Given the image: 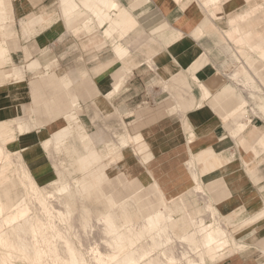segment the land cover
<instances>
[{
  "label": "crops",
  "instance_id": "obj_1",
  "mask_svg": "<svg viewBox=\"0 0 264 264\" xmlns=\"http://www.w3.org/2000/svg\"><path fill=\"white\" fill-rule=\"evenodd\" d=\"M8 11L2 32L6 40L16 32L12 62L27 63L11 67L1 80L0 122L18 125L8 130L5 123L7 137L17 134L7 146L38 186L56 179L57 157L43 143L67 124L75 128L70 116L99 151L122 131L117 144L127 147L138 138L146 152L139 155V145L130 144L105 159L108 178L124 176L145 188L156 184L167 201L197 193L199 180L205 200L234 234L197 218L181 239L202 221L237 242L234 236L246 238V250L210 264H264V114L240 124V134L225 122L238 120L233 113L240 106L226 81L229 48L236 42L254 48L250 60L264 63V0H8ZM172 33L175 41L169 40ZM196 63L194 78L213 84L202 83V93L196 89L184 100L180 90H165V83ZM257 74L264 96V71ZM48 84L63 95L58 115L35 117L42 126L26 132L24 111L36 96L48 94ZM147 100L153 107L139 111ZM73 102L77 113L67 114ZM85 153L74 160L88 158Z\"/></svg>",
  "mask_w": 264,
  "mask_h": 264
},
{
  "label": "rangeland",
  "instance_id": "obj_2",
  "mask_svg": "<svg viewBox=\"0 0 264 264\" xmlns=\"http://www.w3.org/2000/svg\"><path fill=\"white\" fill-rule=\"evenodd\" d=\"M9 2H11V0H9ZM1 23L2 21H0V40L3 37V28L1 26ZM11 26H14V23H12L10 27ZM14 36L9 38L8 42L10 43L9 46L12 51L17 50V40H13ZM252 49L236 42L234 45V50H232L231 48H229L228 50L231 62L228 67L226 66V68L230 71L229 74L226 75V81L229 82L228 87L232 91V96H235L234 101L236 103L238 102V104L240 103V106L233 113V116L238 119L236 120L237 122L234 121L232 117L226 118L225 122H233L237 129V134L241 133L242 127H240V124L247 123L249 118L251 119L256 115L258 116L259 112L264 114V96L258 91L259 85L257 78V72L264 71V63L258 61V59L250 60V54L248 53L250 51L253 54L254 51ZM49 58L50 61L51 59L53 60L52 56ZM26 63L24 65H20V63L17 62L2 63L0 67L10 64L11 66L0 69V85L5 73L9 72L11 70V67L23 66L24 68ZM148 64L151 65V63ZM198 67L199 66L196 63L186 72H180L179 74H177L170 81V83H165V90H171L172 88L180 90L181 94L178 93V95L180 96V100L191 97L192 92L197 91L196 89H198L199 92L202 93V83L210 85L214 83V80L212 79L208 82H201L197 77L194 78ZM55 69L56 64L49 65L48 74L47 77H45L47 78L46 81L49 82V80H51L50 72L54 71ZM41 71L42 70L40 69L34 75H40ZM230 75L234 77L229 78ZM24 77L20 81H22ZM262 86L264 87V84ZM46 87V91L48 92V94L44 95V98L36 96V99L33 102L32 109L27 106L24 111L25 118L23 123L26 125V132L42 126L41 123L37 122L35 117H40L43 115L46 116L48 120H51L58 115L56 113V108L62 106V104H59V100L62 99L63 95L52 92L53 87H50L49 84ZM247 88L250 90L246 91L245 95L242 94L241 91H235L236 89H242L243 91V89L246 90ZM194 106L195 104H193V106L189 105L187 106V109L191 107L193 108ZM76 107L77 106L75 102L71 103L67 114L71 112L77 113L75 110ZM141 107L142 108H140L139 111H142L145 108H151L153 107V105L147 100L142 104ZM5 123H7V126H9L6 127V129L8 130H10V127L13 130L14 128H18V125H16L14 122H0V205L3 208L2 205H4V203L8 199L6 197V194L10 195L9 198L13 197L15 201L20 198L16 196H19V194H21L22 198H20L18 201H24L25 203L22 202V205L24 203L25 206L26 202L30 200L29 202H27V206L29 205L30 207V210H28L27 207V211H29L30 213L27 212V215H24L21 218V222L18 221V218L22 215L20 216L18 214V216H16L18 217L16 223L21 225V223L24 222L23 220H29L30 217L31 219L33 218L32 221L35 220L34 222H29V224L25 227L26 229H28L29 227H33L35 234L33 230L31 232L32 234H34V236L31 235L30 228L28 229L29 231L26 232V234H30L32 239L28 234L29 239L33 240V242L30 243L31 241L27 239L28 236L25 237V233H22L23 235H19L16 239L18 240V242L19 240H21V242L25 241L24 244L29 242L32 247L34 246V243H36L35 246L37 251L35 249V252H40V257L42 259L41 261L39 257L40 253L37 256L40 261L37 260L38 258H36V255V259L34 257H31V255L33 256L35 253L33 250L32 254L30 255L31 245L27 243L25 247L26 249L24 248L22 251L17 249L16 247L14 251L13 248H10V250L1 249V251L11 255L8 264H38L39 262H41L40 264H69L72 258L76 259L77 264H124L123 258L125 257L124 255L126 253L131 252L133 256H137L138 252L144 250L147 252V255L143 258V261L151 258L156 262V264H187L190 259L201 257V248L199 247L196 239H194L195 241L193 242L182 241L181 239V237L191 229V219L198 218L206 220L207 222L212 221V223L220 225L224 227L228 232L233 233V227L230 226V222H227L223 217H221L215 210L213 205L205 200L203 188L201 187L199 180L197 193H195L192 189L186 196H180L173 200L167 201L164 199L163 194L158 189L156 184L145 188L141 186L137 181H132L128 178L126 179L124 176H118L114 179L112 177L108 178L105 174L106 167L103 163L105 159L112 156H117L121 149L127 148L128 146H130V144H138L139 149L137 151V154L141 155L146 152V150L145 152L143 151V148L145 146L140 139L132 138L127 147H121L119 144H117V136L122 132L121 131L116 135L115 143L107 144L105 150L99 151L92 147V145L90 144V139L88 138L89 136L85 133L81 123L80 127H78V130L82 129L81 132L76 131V128L74 129L67 124V126L63 130L56 133L50 139L46 140L43 143V148L47 152V154L56 155L57 157L53 159L56 179L48 184L50 185L49 189L51 188L50 190L57 191L56 187H60L65 182L66 184H68L67 182H71L74 177H76V179L79 181V193L77 196H73L66 210V207L64 206L65 200L63 201L64 203L61 202L62 199L58 200L63 205L60 202L58 203L56 201L58 197L60 198L59 194H55L57 192L54 191L53 193L52 191L50 192L49 190H45L48 185L38 186L34 182L26 167H23L21 158H17L18 160L16 159L15 162L17 163L21 161L20 164L22 165V167L18 163L17 164L20 167L17 164H14L13 159H15L19 154L13 155L7 145L16 138L17 134H15L12 138L7 137L6 135L8 133L3 129V127L5 128ZM124 126H126V124H123L122 130ZM49 142L52 143V145ZM46 144H48L49 146ZM63 144H65V147L63 146ZM57 145H59L60 148ZM6 150H8L9 152L7 154H4V151ZM84 152H86V156H90L92 153H96L99 157V162H92L88 171H85L81 174L80 172H78L80 175H78V173L76 172L77 174L73 176V166L71 162L79 156L83 155ZM9 153L16 157L13 158V156ZM8 154L10 155V157ZM9 159L11 160L12 164L9 162ZM14 168L16 169L14 170ZM19 168L21 170V174H18L20 173V170L18 171ZM6 170L7 173L5 174ZM22 170L25 172L27 171L30 177L27 176V174L25 175ZM14 171H18L17 174ZM7 174H9L8 177L6 176ZM18 175L20 178L17 177ZM24 175L27 178L29 177L30 181L33 183H30L32 185H29L28 187L32 186L33 188L36 184L34 188H37L35 191H39V194L44 190L50 193L47 192L48 194H46V192H42L43 194L41 193L39 196V194H36V192L34 191L33 193L32 191L29 192L28 190L31 188H28L26 190L25 187L27 188V185L29 184L28 182L30 181H25L26 178H23ZM21 176H23L22 178L24 180H21ZM17 178L19 179L17 180ZM15 179L18 183L14 182ZM62 179L66 181H63ZM19 181H21L22 184ZM60 181H63L61 182L62 184H60ZM24 182H27V184L25 185ZM55 182L58 183L55 184ZM53 184H55L56 186ZM23 185H25V187ZM52 186L55 187L52 188ZM34 188L32 190H34ZM39 189L44 190L40 192ZM24 190L26 191L24 193H21ZM73 190L74 189L72 188L71 192ZM28 192L29 194L32 193V195L30 194L31 197L29 194H27ZM25 193L28 196H26ZM51 193H53V195ZM23 195L24 199H26L27 201L23 199ZM44 195L45 197L46 195H50L51 199L47 197L49 199H45V201L47 200L45 205L43 204L45 201H42L41 203L38 201L40 203L39 205L35 198L39 197V200L41 201L43 200ZM32 196L34 197V199ZM53 197H57L56 199L54 198L55 201L52 199ZM61 197H63V195ZM56 202L58 203V205ZM59 204L62 206V208ZM44 207H46V209ZM58 210H60L64 214L60 213V211ZM156 211L164 213L165 216L170 215L172 218V220L170 221L171 223L169 222L170 224H168V229L160 233V235H157L158 233H156L155 231L146 232L142 230L143 228H141L143 224V218H146L148 215H152L151 213H155ZM5 216L8 217V215L4 213L0 218H4L0 220V222L3 221V224L5 223ZM37 219L41 220V225H38L36 223ZM42 221L48 223L50 222L49 224L46 223L48 229L45 228V231L44 227H46V225L43 227L44 223L42 224ZM122 224L126 225V228H124V230L120 232L124 233V237H121V235L117 236L114 231L116 230V227L119 228L122 226ZM16 225L12 224V226L14 227ZM12 226L11 228H13ZM39 226L43 227L41 229L42 231L39 229ZM8 228L9 225H7V223H5L4 225L1 224L0 226L1 230H8ZM193 233H195V231ZM241 236H234L240 243V249L236 253H240L247 248V245L245 243L246 238H240ZM17 240H15V242ZM261 242V245L264 247V240H262ZM28 246H30V249H27ZM35 246L32 249H34ZM28 252L29 256L33 260L28 256Z\"/></svg>",
  "mask_w": 264,
  "mask_h": 264
},
{
  "label": "bare ground",
  "instance_id": "obj_3",
  "mask_svg": "<svg viewBox=\"0 0 264 264\" xmlns=\"http://www.w3.org/2000/svg\"><path fill=\"white\" fill-rule=\"evenodd\" d=\"M9 18H10V16H9V11H8V2H7V0H0V21H2V23H1V26H2V24L3 23H5V22H7L8 20H9ZM178 38V36L175 34V33H172V35L170 36V41H175L176 39ZM169 41V42H170ZM9 42V40H6L4 37H2L1 38V40H0V65L2 64V63H10V62H12V59H11V48H10V46H9V44L10 43H8ZM168 42V43H169ZM260 57H261V59L264 61V52L263 53H260ZM264 67V66H263ZM264 69V68H263ZM13 77H15L16 78V76H9V77H7V79L8 80H10L11 78H13ZM69 120H70V124L72 125V126H75V128H76V131H80V130H82V129H80V130H78V127H80L79 126V124L73 119V117L72 116H70L69 117ZM74 128V129H75ZM50 143V142H49ZM63 143V142H62ZM51 145H52V143H50ZM60 144H61V142H60ZM46 145H48V144H46ZM49 146V145H48ZM48 146H46V147H48ZM58 147H59V145H57ZM63 146L65 147V144H63ZM62 146V147H63ZM57 147V148H58ZM60 148V147H59ZM58 148V149H59ZM5 152V153H4ZM3 153L4 154H7L9 151L8 150H6V151H4ZM10 154V153H9ZM8 154V155H9ZM13 154V153H12ZM12 154H10V155H12ZM10 155H9V157H10ZM14 155V154H13ZM12 155V156H13ZM17 155V154H16ZM3 156H5V155H3ZM19 156V155H18ZM16 157V156H13V158L14 157H16L15 159H13L14 160V164H20V162H15V160L17 159V158H19L20 159V157ZM2 157V156H1ZM8 157V158H9ZM5 158V157H4ZM4 158H2V159H4ZM12 159V158H11ZM8 160V159H7ZM18 160V159H17ZM5 161V160H4ZM3 161V162H4ZM95 161H97V162H99V159H98V156L95 154V153H92L90 156H88V158H86V159H81V160H73L72 162H73V164H72V168H73V176L75 175V174H77L78 172H80V174L81 173H83V172H85V171H88L89 170V168H90V164L93 162H95ZM2 162V161H1ZM9 162L11 163V160L9 159ZM13 162V161H12ZM1 164V163H0ZM12 164V163H11ZM17 164V165H18ZM97 164V163H96ZM95 164V165H96ZM22 165H23V167H24V164L22 163ZM22 165L20 164V166L22 167ZM94 165V164H93ZM16 166V165H15ZM14 166V167H15ZM19 166V165H18ZM18 166H17V168H18ZM19 166V167H20ZM93 167V166H92ZM91 167V168H92ZM16 168H14V170H15ZM23 169V168H22ZM74 169H75V173H74ZM20 170V168L18 169V171ZM25 170V169H24ZM17 171V172H18ZM15 172V171H14ZM17 172H15L16 174H17ZM22 172H24L25 173V175L27 174V176H29V174H28V172L26 173L25 171H23L22 170ZM77 172V173H76ZM7 173V170L5 171V174ZM18 174H21V170H20V173H18ZM79 173H78V175H80ZM23 175V174H22ZM24 175V177L23 176H21V178L23 177L24 179H25V181L27 180V182H28V180L30 181V176L27 178L26 176ZM77 175V176H78ZM7 177L9 176V174H7L6 175ZM6 177V178H7ZM16 177V176H15ZM17 177H19V175L17 176ZM20 178V177H19ZM19 178H17V180L19 179ZM21 179V180H24V179ZM9 179V178H8ZM63 180V179H62ZM14 181V180H13ZM63 181H66V180H63ZM63 181H60V184H62L61 182H63ZM15 183L17 182L16 181V179H15V181H14ZM20 183H21V181H19ZM27 182H24L25 183V185L27 184ZM79 181L76 179V177H74L73 179H72V181L70 182H67L68 184H66V182L65 183H63L60 187H56V189H57V191L56 190H50L49 189V186L50 185H48L47 187H46V189L45 190H49L50 192L52 191L53 193H54V191L55 192H57V193H55V194H59V196H60V198L58 197H56L57 198V202L59 203L60 201H58L59 199L61 200V202L62 203H64L63 201L65 200V203H64V206L66 207L65 209L67 210V206H69V203H70V200H72V198H73V196H77L78 195V193H79V183H78ZM18 183V182H17ZM23 183V184H24ZM29 184L27 185V188L25 187V185H23L24 187H25V189L27 190L28 188H31V189H29L28 191L29 192H31L32 191V193H33V191L34 192H36L35 190L37 189V188H34L35 187V185H34V190H32L33 188H32V186H30V187H28L29 185H32L33 183L30 181V182H28ZM30 183H32V184H30ZM56 183H58V182H55V184ZM22 184V183H21ZM55 184H53V185H55ZM59 184V185H60ZM58 185V184H57ZM72 185V186H71ZM56 186V185H55ZM54 186V187H55ZM53 186H52V188H54ZM70 187H71V189L73 188L74 190L71 192V189H70ZM44 189H42V190H44ZM26 190H24V191H22L21 193H24ZM40 190V192L42 191L41 189H39ZM42 191L43 193L44 192H46V194H48V193H50V192H48V191ZM29 192L27 193V194H29ZM41 192V193H42ZM48 192V193H47ZM32 193H30L31 195H32ZM40 193V194H41ZM42 193V194H43ZM53 193H51L52 195H53ZM26 193H25V195L26 196H28ZM29 194V195H30ZM36 194H39V191L38 192H36ZM40 194H39V196H40ZM50 194V195H51ZM31 195H30V197H31ZM50 195H46V197H45V195H44V197H43V200H39V197H36V198H38V199H36L35 198V200H37V203H41L42 201L44 202L45 201V199L47 198V197H49L50 199H51V197H50ZM51 195V196H52ZM63 195V197H61ZM66 195V196H65ZM9 194L7 195L6 194V197L8 198L7 199V201L4 203V205H2L3 206V208L1 207V205H0V218H1V215L2 214H6V215H8V217H6L5 216V223H7V225H9V228H8V230H1L0 229V264H8V262L10 261L9 259H10V257H11V255L10 254H8V253H6V252H3V251H1V249H9L10 250V248H13V251H14V249H19V250H23L25 247H26V244L28 243V244H30V243H32L33 242V240H30L29 239V236H30V234L29 233H27L26 234V232L27 231H29L28 229L30 228V232L33 230V227H29L28 229H26L25 227L29 224V222L31 223V222H34V221H32L33 220V218L31 219V217H30V221L29 220H23L24 222H22L21 223V225L20 224H17L16 223V221H17V218L18 217H16V216H18V214L21 216V217H19L18 219V221H22V217L25 215H27V212H29V211H27V207H28V210H30L29 208V205L27 206V202H29L30 200H26V199H24V195H23V199L24 200H26L27 202H26V206L24 205V201H18L20 198H22V196H21V194H19V196H16V197H20V198H18V200H14V198L13 197H10L9 198ZM25 196V197H26ZM33 196H34V194H33ZM32 196V197H33ZM37 196V195H36ZM54 196H56V195H54ZM29 197V198H30ZM40 198H42V197H40ZM49 198H47V199H49ZM54 198L55 197H53L52 199L54 200ZM55 198V199H56ZM31 199V198H30ZM33 199H34V197H33ZM32 201V200H31ZM39 201V202H38ZM55 201V200H54ZM68 201V202H67ZM22 202H24L23 203V205H22ZM46 202H47V200L43 203L44 205L46 204ZM56 202V203H57ZM60 202V203H61ZM40 203H39V205H40ZM58 203H57V205H58ZM61 203V204H62ZM1 204V203H0ZM30 204V203H29ZM43 204H41V205H43ZM31 205V204H30ZM60 205V204H59ZM63 205V204H62ZM61 206V205H60ZM45 209H46V207H44ZM61 208H62V206H61ZM159 209V208H158ZM58 211H60V210H58ZM30 213V212H29ZM29 213H28V215H29ZM60 213H63V212H61L60 211ZM12 214V215H11ZM64 214V213H63ZM152 215H148V213H147V217L146 218H143V224H142V226H141V228H143L142 230H144V231H146V232H149V231H155L156 233H158L157 235H160V233H162V232H164L165 230H167L168 229V224H170L171 222V220H172V218H171V216H165L164 215V213H160V212H153V213H151ZM11 215V216H10ZM4 216V215H3ZM10 216V217H9ZM28 218V217H27ZM2 219H4L3 217H2ZM2 219H0V220H2ZM24 219V218H23ZM20 221V222H21ZM41 220H38L37 219V224L38 225H41V222H40ZM2 222V223H1ZM0 222V226H1V224L2 225H4L3 224V221H1ZM38 222H40V223H38ZM170 222V223H169ZM44 223V225H43V227L46 225V223H48V222H44V221H42V224ZM50 223V222H49ZM48 223V224H49ZM195 223V222H194ZM12 224L14 225H16L15 227L14 226H12ZM195 227H196V230H195V233H192L191 235H188V236H186V237H183L182 238V241H187V242H193V241H195L194 239H196L197 240V242H198V244H199V247L201 248V251H200V255H201V257L200 258H198V257H195L194 259H190L189 261H188V263L187 264H205V262L207 261V262H209V263H215V262H217V261H219V260H222V259H224L225 257H227V256H229V255H231L233 252H235V251H237V250H239L240 249V244H239V242H237L235 239H233L232 238V236L231 235H229V234H227V233H225L221 228H219V227H211V226H207L206 224H204V222H202V221H198V222H196L195 224ZM11 226L14 228H11ZM29 226H31V225H29ZM33 226H34V223H33ZM49 226V225H48ZM40 228V230L43 228V227H41V226H39ZM169 227H170V225H169ZM45 228H47V225H46V227H44V231H45ZM50 228V227H49ZM120 228V229H119ZM116 227V230H114L115 231V233L117 234V236H119V235H121V237H124L125 235H124V233H120V232H122L123 230H124V228H126V225L125 224H122V226L121 227ZM48 229V228H47ZM46 229V230H47ZM34 231V230H33ZM42 231V230H41ZM25 233L26 235H25V237H27L28 236V234H29V236H28V240L29 241H31L30 243L29 242H27L26 244H24L25 243V241L24 242H21V240H19V242H18V240L16 239L19 235H23V234ZM34 234H35V231H34ZM34 234H32V232H31V235L32 236H34ZM20 238V237H19ZM24 238V237H23ZM30 238L32 239V237L30 236ZM25 239V238H24ZM26 239V240H27ZM15 240H17L16 242H15ZM27 240V241H28ZM35 244L36 243H34V246H35ZM31 245V244H30ZM33 246V247H34ZM16 247V248H15ZM30 246H28L27 247V249L29 248ZM32 247V245H31V250H30V255L32 254V251L34 250V255L32 256L31 255V257H34L35 258V255H36V258H38L37 256H38V254L40 253H36L35 252V249H36V246H35V248L34 249H32L33 248ZM242 247V246H241ZM26 249V248H25ZM30 249V248H29ZM12 251V252H13ZM28 251V250H27ZM27 251H25V252H27ZM36 251H37V249H36ZM24 252V251H23ZM25 254V253H24ZM40 255H41V253L39 254V257H40ZM147 255V252L144 250V251H141V252H138L137 253V256H133L132 255V253L131 252H128V253H126L124 256V258H123V263L124 264H156V262L154 261V260H152L151 258L150 259H147V260H144L143 261V258L145 257ZM25 256V255H24ZM28 256H29V252H28ZM30 257V256H29ZM30 257V258H31ZM15 258V257H14ZM35 258V259H36ZM32 259V258H31ZM40 259H41V257H40ZM40 259L38 258L37 260L38 261H40ZM33 260V259H32ZM31 260V261H32ZM36 260V261H37ZM14 261V260H13ZM36 261H35V263H36ZM37 261V262H38ZM41 261H42V259H41ZM34 262V261H33ZM41 262H39L38 264H40ZM43 263V262H42ZM69 264H77V262H76V259H74V258H72L71 259V261H70V263Z\"/></svg>",
  "mask_w": 264,
  "mask_h": 264
}]
</instances>
